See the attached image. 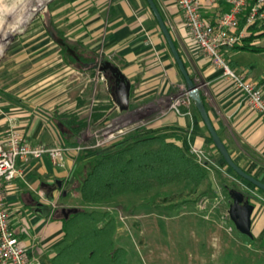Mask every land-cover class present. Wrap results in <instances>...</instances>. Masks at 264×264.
<instances>
[{
    "label": "crops",
    "instance_id": "1",
    "mask_svg": "<svg viewBox=\"0 0 264 264\" xmlns=\"http://www.w3.org/2000/svg\"><path fill=\"white\" fill-rule=\"evenodd\" d=\"M154 1L188 73L200 86L208 115L230 155L264 182L263 115L249 108L233 83L222 77L197 47L176 1ZM52 3L54 31H47L42 24L29 25L1 49L0 138L8 128L9 118L14 117L29 143L60 144L63 140L54 121L55 113L78 110L84 115L86 105L82 101L88 97L90 85L99 89L97 105L113 102L112 112L119 110L108 83L97 79L99 63L92 70L87 69L91 68V58L99 55L100 59L116 64L131 81L128 112L144 113L148 118L147 125L137 130L136 135L160 134L186 149L193 145L210 158L205 169L211 170V164L231 170L210 139L193 101L190 114L184 106L180 107L181 113L172 106L176 98L188 93L187 86L165 38L160 37L159 26L146 0H52ZM222 8L219 3L204 5L202 14L213 21ZM60 35L66 40L60 39ZM241 52L232 48L224 55L236 65V70L247 67V77L258 83L263 75L252 72L250 64L238 60ZM261 90L264 94V85ZM73 160H68L72 168L69 175L48 157L32 160L21 166L20 175L6 188L12 227L22 246L38 257L40 264H52L54 246L63 237L62 221L55 217L54 207L59 198L69 199L63 192L67 193L77 175L80 177L78 169L84 163L80 161L74 173L77 158ZM60 177L65 180L62 188L56 183ZM208 177L206 183L215 188L217 184H211ZM75 193L80 196L79 190ZM39 204L50 206L52 212L48 216L40 215L36 211ZM254 206L252 236L248 237L255 242L264 241V206Z\"/></svg>",
    "mask_w": 264,
    "mask_h": 264
},
{
    "label": "rangeland",
    "instance_id": "2",
    "mask_svg": "<svg viewBox=\"0 0 264 264\" xmlns=\"http://www.w3.org/2000/svg\"><path fill=\"white\" fill-rule=\"evenodd\" d=\"M52 5V0H0V18L3 19L0 24V52L3 45L29 25L42 24L47 31H54ZM160 37L164 39L161 31ZM59 38L66 40L62 35ZM256 44L264 47V38L258 39ZM226 59L229 64L232 63ZM238 60L253 64L252 72L263 75L259 78L264 77V52L242 51ZM232 68L235 69V66ZM246 70L247 67H239L236 71L246 75ZM105 82L113 93L114 85L108 75H105ZM98 92V87L90 85L88 97L82 101L86 105L84 115L87 117L99 104ZM186 96L187 93L175 100ZM128 110L113 111L106 124L89 128L75 142L67 143L92 146L78 155L72 170L74 173L80 161L84 166L79 167L78 173L101 153H110L128 144L136 137L135 132L147 125L148 118L144 113H130ZM119 130L122 132L119 133ZM100 141L101 144H98ZM98 151L100 153L96 154ZM210 169H206L209 181L217 184L213 189L206 183L208 180L197 188L184 181L148 192L125 193L97 203H85L81 196H77L75 191L80 180L77 175V180L67 188L66 196L69 199L59 198L56 203L55 217L62 219L63 208L109 211L116 220L114 245L125 250L126 264H264V241L255 242L240 233L228 214L232 202L229 195L231 190L244 193L252 204L260 207L264 206V192L232 170H223L211 164Z\"/></svg>",
    "mask_w": 264,
    "mask_h": 264
},
{
    "label": "trees",
    "instance_id": "3",
    "mask_svg": "<svg viewBox=\"0 0 264 264\" xmlns=\"http://www.w3.org/2000/svg\"><path fill=\"white\" fill-rule=\"evenodd\" d=\"M219 5L223 7L222 14L228 7L226 0H219ZM244 22L243 18L241 25ZM249 30L244 44L235 48L264 52L263 46L254 43L264 38V24L253 25ZM100 60L99 55L93 56L91 68L87 69L92 70ZM230 65L236 67L234 63ZM262 85L264 77L257 83L260 88ZM113 107V102L97 105L89 117L78 110L56 112L54 121L62 135L61 143L75 142L87 129L106 124ZM207 177L206 169L197 163L188 149L163 135L139 132L128 144L110 153H101L93 162L86 164L80 173L78 190L83 202L97 203L125 193L148 192L184 181L197 188ZM59 180L65 181L61 177ZM61 221L63 237L54 246L56 254L52 264H126L125 250L114 245L116 220L109 211L80 209L68 218L63 216Z\"/></svg>",
    "mask_w": 264,
    "mask_h": 264
},
{
    "label": "built area",
    "instance_id": "4",
    "mask_svg": "<svg viewBox=\"0 0 264 264\" xmlns=\"http://www.w3.org/2000/svg\"><path fill=\"white\" fill-rule=\"evenodd\" d=\"M175 1L182 13L185 27L197 47L210 59L221 76L233 83L249 108L264 117V94L261 88L245 74L233 69L224 55L227 49L244 44L251 26L264 24V0H226L227 10L213 21L203 16L202 7L217 5L219 0ZM243 18L245 22L241 25ZM97 73V79L105 80V75L99 69ZM191 104L192 100L187 93L185 98L175 100L172 106L178 113H181L179 106H184L186 113L190 114ZM8 122V128L0 138V264H40L39 258L30 255L22 246L12 227L6 188L20 175L21 166L44 157H48L56 167L66 170L69 175L72 168L68 166V160L75 161L81 152L92 146L32 144L26 141L14 117L9 118ZM188 151L197 163L208 167L209 159L202 149L190 145Z\"/></svg>",
    "mask_w": 264,
    "mask_h": 264
},
{
    "label": "water",
    "instance_id": "5",
    "mask_svg": "<svg viewBox=\"0 0 264 264\" xmlns=\"http://www.w3.org/2000/svg\"><path fill=\"white\" fill-rule=\"evenodd\" d=\"M149 5L156 21L159 26L161 33L163 34L165 41L174 57V60L184 77L187 92L190 98L193 101V104L198 111L201 119L203 120L211 138L221 154L223 160L227 166L234 171L239 177L249 182L254 187L260 189L264 192V182L255 176L246 172L240 165H238L232 156L230 155L226 145L220 138L217 133L209 115L206 110L202 95L200 93L199 85L195 83L194 79L188 73L184 61L178 51V48L175 44V41L170 33L168 26L166 25L164 18L158 9L154 0H146ZM98 69L104 75H108L110 81L114 85V100L116 106L120 111H127L130 107V96H131V81L130 79L122 72V70L113 62L108 59L102 58L98 64ZM57 187L62 188V181L57 180ZM66 195V191L63 192ZM232 202L229 205L228 214L232 222L234 223L236 229L249 237L252 236L251 232V216L254 211V204H252L249 198L242 192L231 190L229 192ZM80 209L77 207L73 208H63L64 217L68 218L70 214L78 212ZM37 212L42 216H48L52 212L50 206L38 205Z\"/></svg>",
    "mask_w": 264,
    "mask_h": 264
},
{
    "label": "clouds",
    "instance_id": "6",
    "mask_svg": "<svg viewBox=\"0 0 264 264\" xmlns=\"http://www.w3.org/2000/svg\"><path fill=\"white\" fill-rule=\"evenodd\" d=\"M3 23V19L2 18H0V24H2Z\"/></svg>",
    "mask_w": 264,
    "mask_h": 264
},
{
    "label": "flooded vegetation",
    "instance_id": "7",
    "mask_svg": "<svg viewBox=\"0 0 264 264\" xmlns=\"http://www.w3.org/2000/svg\"><path fill=\"white\" fill-rule=\"evenodd\" d=\"M61 213H62V214H63V216H64V214H65V213H64V211H62V209H61Z\"/></svg>",
    "mask_w": 264,
    "mask_h": 264
},
{
    "label": "bare ground",
    "instance_id": "8",
    "mask_svg": "<svg viewBox=\"0 0 264 264\" xmlns=\"http://www.w3.org/2000/svg\"><path fill=\"white\" fill-rule=\"evenodd\" d=\"M6 27V26H5Z\"/></svg>",
    "mask_w": 264,
    "mask_h": 264
}]
</instances>
